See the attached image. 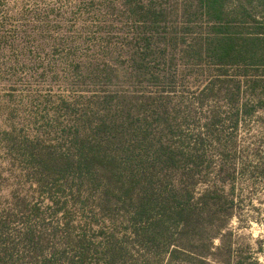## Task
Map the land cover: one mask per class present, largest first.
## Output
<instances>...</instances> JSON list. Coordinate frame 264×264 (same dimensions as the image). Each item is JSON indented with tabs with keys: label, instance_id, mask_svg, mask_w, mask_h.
<instances>
[{
	"label": "trees",
	"instance_id": "trees-1",
	"mask_svg": "<svg viewBox=\"0 0 264 264\" xmlns=\"http://www.w3.org/2000/svg\"><path fill=\"white\" fill-rule=\"evenodd\" d=\"M67 1L0 16V264H257L264 0Z\"/></svg>",
	"mask_w": 264,
	"mask_h": 264
},
{
	"label": "rangeland",
	"instance_id": "rangeland-1",
	"mask_svg": "<svg viewBox=\"0 0 264 264\" xmlns=\"http://www.w3.org/2000/svg\"><path fill=\"white\" fill-rule=\"evenodd\" d=\"M42 6H53L54 11H71L67 0H0V16L7 11H12L11 15H13L20 13L24 7L25 9H34V7L41 8ZM91 8L94 7L91 6ZM13 21L17 20L12 19V23ZM2 83L3 80L0 79V84ZM7 89L0 85V137L4 127H9L11 124L7 118V109L17 107L15 104L6 103V101L10 95H13L12 100L15 102L20 98V94L15 92L9 94ZM12 115H15L14 110ZM21 116L22 113L15 120L18 126L25 122ZM5 158L0 148V170L2 168L9 169V166L5 164ZM245 195L246 200L240 216L231 223L234 237L238 245L246 248L248 253L257 260V264H264V182L260 181L254 188L245 191Z\"/></svg>",
	"mask_w": 264,
	"mask_h": 264
}]
</instances>
